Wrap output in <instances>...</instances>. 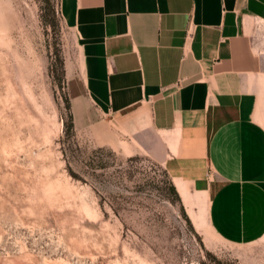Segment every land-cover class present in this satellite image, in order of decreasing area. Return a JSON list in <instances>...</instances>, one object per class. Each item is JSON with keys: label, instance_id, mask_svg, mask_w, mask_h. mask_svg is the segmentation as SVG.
I'll return each instance as SVG.
<instances>
[{"label": "crops", "instance_id": "crops-1", "mask_svg": "<svg viewBox=\"0 0 264 264\" xmlns=\"http://www.w3.org/2000/svg\"><path fill=\"white\" fill-rule=\"evenodd\" d=\"M79 67L72 126L161 168L188 218L229 245L264 237V0H58Z\"/></svg>", "mask_w": 264, "mask_h": 264}, {"label": "rangeland", "instance_id": "rangeland-1", "mask_svg": "<svg viewBox=\"0 0 264 264\" xmlns=\"http://www.w3.org/2000/svg\"><path fill=\"white\" fill-rule=\"evenodd\" d=\"M79 59L58 0H0V264H264V237L215 239L161 168L71 126Z\"/></svg>", "mask_w": 264, "mask_h": 264}, {"label": "trees", "instance_id": "trees-1", "mask_svg": "<svg viewBox=\"0 0 264 264\" xmlns=\"http://www.w3.org/2000/svg\"><path fill=\"white\" fill-rule=\"evenodd\" d=\"M70 122H71V126H72L71 114H70ZM168 189H169V192L173 195L174 200L179 201V196H178L174 186L171 183L169 184V188ZM181 211H182L183 217L189 223V220L187 219L184 211L182 209H181Z\"/></svg>", "mask_w": 264, "mask_h": 264}]
</instances>
